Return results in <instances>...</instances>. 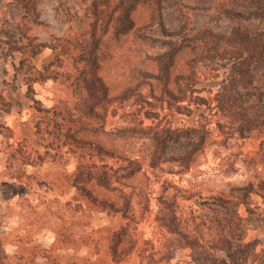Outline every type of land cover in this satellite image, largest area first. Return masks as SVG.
I'll return each mask as SVG.
<instances>
[{"label":"rangeland","instance_id":"1","mask_svg":"<svg viewBox=\"0 0 264 264\" xmlns=\"http://www.w3.org/2000/svg\"><path fill=\"white\" fill-rule=\"evenodd\" d=\"M32 2L36 3V16L25 12L15 0H0V264H196L193 252L200 253L201 247L178 246L175 236L157 221L159 195L175 199L181 227L198 236L203 245L215 241L216 216L223 222L231 219L238 224L243 240L257 241L254 252L242 264H264V197L253 192L248 206L237 208V215L232 209L227 211L210 203L211 199L199 203L202 197L264 178V124L246 135L233 127L222 131L218 125L224 120L215 109L213 97L233 73L231 60L215 59L189 66L186 61L190 50L182 49L175 53L171 79L156 80L143 74L159 72L163 62L156 56L168 51L172 43L159 23L152 22L149 6L139 1L132 11L135 26L149 22L152 26L144 35L136 29L117 37L110 28L98 50V72L110 95L136 86L154 101L155 95L167 99L164 87L167 84L174 88V73L195 72V92L190 100L177 104L191 111L181 112L175 104L161 99L154 108L159 117L149 119L131 98L111 103L105 119L81 117L83 112L76 106L80 96L70 80L33 79L26 84L23 76L15 78V65L24 59L37 69L46 65L61 72H75V64L81 65L80 47L71 46L67 54L45 47L30 57L28 42L51 44L63 38L81 40L91 36L94 25L99 24L93 5L101 0ZM257 10L264 11V0H160L159 12L167 31L185 28L187 32L211 29L230 33L238 26L255 34L264 30V15L251 14ZM9 42L27 44V53L13 52ZM257 79H264V72ZM196 96L207 102L201 104ZM33 99H38L41 106L58 105L65 110L64 130H81L78 136L98 141L121 158L136 161L139 170L130 180H124L129 183L125 189L131 194L129 213L133 217L128 230L138 241L131 254L122 253L121 242L120 251L112 255L111 246L116 241L111 233L126 220L90 204L77 189L74 173L80 160L78 152L68 145L70 134L57 133L47 125L33 108ZM141 125L181 134L164 135L166 141L160 144L163 148L157 147L153 133L139 131ZM204 128L208 133L202 147L182 158L198 141V132L194 131ZM187 129L191 130L188 134L184 132ZM93 158L99 160L95 155ZM102 159L109 167L123 162L116 156ZM17 172L21 176L15 178ZM84 184L100 197L117 199L95 181L85 180ZM168 251L174 253L172 258H166ZM121 254L124 261L116 262Z\"/></svg>","mask_w":264,"mask_h":264},{"label":"trees","instance_id":"2","mask_svg":"<svg viewBox=\"0 0 264 264\" xmlns=\"http://www.w3.org/2000/svg\"><path fill=\"white\" fill-rule=\"evenodd\" d=\"M30 0H15V3L20 5L25 12L36 16V3H29ZM33 1V0H32ZM142 2L151 9L150 17L152 22L159 23L162 31L169 36V41L172 43L171 48L165 53L156 56L157 59L163 62L158 73L144 72L145 75L154 76L156 80L171 79V67L174 62L175 53L182 49L190 50V57L186 63L190 66L201 61H210L215 59H229L231 60L232 75L226 78L221 86L216 91L213 101L216 111L223 117L224 123L218 121L219 128L222 131L226 127H233L241 135L256 130L264 124V79H257V75L264 72V30L252 34L241 27H234L230 33H219L211 29H201L193 32H187L185 28L176 31H167L161 21L160 14V0H101L99 4L94 3V18L95 22L91 36L85 37L81 40L74 38H63L57 42L34 43L29 41L30 49L28 54L30 57H35L42 48L50 47L53 51L60 54H67L70 47H80L78 53V63L75 64V72H61L55 69H50L44 65L43 69H37L34 65L30 67L24 59L15 65V78L23 76L26 84H29L33 79L42 81L47 78L65 77L73 83L74 89L79 94L80 99L76 106L81 109L83 115L81 117H98L105 119L108 107L113 102H124L134 98L135 102L139 103L141 109H144L143 114L145 118L153 119L159 117V113L155 111L157 102L161 101L158 95H155V101L150 100L144 96L142 91L136 86L129 87L126 90L114 95L109 94L108 85L105 83L103 77L98 72L100 68L99 48L103 36L112 28V33L117 37L122 34L138 29L143 35L146 30L152 26V23H144L135 26V19L132 11L137 4ZM251 14L260 16L264 15V11H253ZM249 18L250 15H245ZM12 47V51L20 53H27V44L17 45L8 43ZM11 51V52H12ZM197 81V74L195 72H176L173 74V87L167 84L164 87V92L167 99L163 101L169 105H176L178 110L191 111L187 106L177 105L181 102L187 101L195 92V85ZM165 83V82H164ZM195 100L201 104L206 103L207 100L203 97L196 96ZM35 105L33 108L40 114V117L45 119L46 124L52 125V129L57 133L67 132L68 145L70 148L78 152L79 164L74 173L77 181L76 187L81 191L86 200L93 205H96L100 210L119 214L126 220L125 223L120 224L119 229L113 230L111 236L116 241V244L111 246L112 255L115 257L120 250L118 243H121L122 253L125 255L131 254L137 246L138 241L131 235L128 230V222L133 219L129 213L131 207V194L125 188L129 186L128 181L139 170L137 165L130 158H121L116 155V152L108 149L102 143L94 141L85 136H78L77 133H69L71 127L64 130L65 110L54 106H41L38 99H33ZM162 104V103H161ZM153 107V108H152ZM60 117V118H59ZM69 117V116H68ZM83 131H87L86 127H81ZM53 131V130H52ZM139 131L144 133H153V138L156 140L157 147H162L160 144L165 142L166 137L175 136L179 131H167L165 133L162 129L153 130L152 127H145L141 125ZM187 129L184 132L190 133ZM194 131V130H193ZM159 132V133H158ZM198 132V141L194 146L188 149L182 158L190 157L195 151L199 150L205 142L207 129H200ZM169 135V136H167ZM98 157L95 160L93 156ZM105 156L117 157L123 159L116 167H109L108 162L103 160ZM174 159V157H171ZM15 178L21 176V172H17ZM85 180L95 181V183L102 189L113 192L117 199H109L100 197L95 194L88 186L84 184ZM256 193L264 197V178L257 182L250 181L245 185H234L228 191L219 194L211 195L210 197H202L199 200L203 204L211 199L210 203L222 207L225 210L232 209L233 214H238L237 208L241 205L248 206L250 196ZM165 195H159L158 204L159 209L156 214V219L160 225L166 228L177 239L178 246H188L191 249L197 245L201 247V252L195 254L193 252L194 261L196 264H242L256 248L254 239L245 241L239 233L237 223H232V220L226 218L223 222L219 217H215V226L217 228L215 241L207 245H203L199 241V237L191 235L184 231L181 227L182 222L178 217L175 205V199H170ZM148 242V239H143ZM121 254L116 262H123L124 255ZM174 253L168 251L166 258H172Z\"/></svg>","mask_w":264,"mask_h":264},{"label":"clouds","instance_id":"3","mask_svg":"<svg viewBox=\"0 0 264 264\" xmlns=\"http://www.w3.org/2000/svg\"><path fill=\"white\" fill-rule=\"evenodd\" d=\"M5 251H7V249H5Z\"/></svg>","mask_w":264,"mask_h":264}]
</instances>
